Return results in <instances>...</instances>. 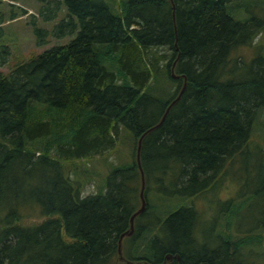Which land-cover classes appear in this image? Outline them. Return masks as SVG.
<instances>
[{
  "label": "trees",
  "instance_id": "obj_1",
  "mask_svg": "<svg viewBox=\"0 0 264 264\" xmlns=\"http://www.w3.org/2000/svg\"><path fill=\"white\" fill-rule=\"evenodd\" d=\"M38 1L43 21L58 20L49 30L33 16L39 44L75 37L0 70V264L122 262L118 240L140 206L138 139L159 122L184 77L181 99L143 140L148 207L124 247L128 240L148 251L160 242L159 258L144 251L138 259L152 264L169 253L166 264H264V211L242 229L241 207L230 200L212 220L221 227L215 240L205 242L193 203L262 134L264 56L238 69L229 60L264 31L253 2L243 3L248 16L236 19L228 10L234 0ZM255 8L264 12V0ZM176 59L179 78L171 71ZM122 128L131 135L119 141ZM113 153L124 160L107 173L91 166ZM90 184L96 191L83 195ZM154 190L185 202L141 223L158 208L148 199ZM34 215L42 221L22 224Z\"/></svg>",
  "mask_w": 264,
  "mask_h": 264
},
{
  "label": "rangeland",
  "instance_id": "obj_2",
  "mask_svg": "<svg viewBox=\"0 0 264 264\" xmlns=\"http://www.w3.org/2000/svg\"><path fill=\"white\" fill-rule=\"evenodd\" d=\"M253 2L254 14H263L261 10H257V4L259 0H234L228 4V10L231 15L236 19H242V16H248L246 11L242 8L243 3ZM26 10V13L23 11ZM40 10V3L38 0H0V70L8 72L15 64L27 61L29 58L42 53L46 49L51 48L54 45H61L68 43L70 39L75 36H70L62 39L55 37H48V42L45 44L38 43V36L35 33V24L33 22L34 17L37 18V26L41 28L53 29L54 22H45L38 12ZM12 12H16V18L11 19ZM34 16V17H33ZM2 17L4 20H2ZM61 16L58 18L60 19ZM5 47H8L10 54L5 63L1 64V58L6 55ZM156 54H164L166 51L164 48L153 49ZM264 56V31L255 38L252 45L241 46L238 49L232 51L230 54V66L233 69L238 67H246L250 61L258 56ZM242 57V59L238 58ZM237 65V66H235ZM259 128L262 134L258 137L257 135L252 137L254 146L249 153L238 154L233 159V163H230L229 170L224 172V175L220 177L215 188H210V191H206L198 195L194 199L195 207L202 214V225L200 228V238L203 241L210 240V242L218 234V230L221 228L220 225L215 226L213 223L218 212L229 204V201L233 199V202L237 207H241V217L239 220L240 227L242 229H249L252 224H255L254 217L259 218L260 214L264 211V192L259 191L261 187H264V153L258 152V146L260 140L264 141V122L260 123ZM121 138L119 141H124L128 134L131 133L122 128ZM129 142V140L127 141ZM128 147L126 143H122L120 148L125 150ZM128 153V151H125ZM123 158L117 153L104 154L98 156L96 160L91 162V166L101 173H107L111 168L112 164H120ZM124 160V159H123ZM215 186V185H214ZM96 191L95 185H87L83 191V195H88ZM149 201L152 204L158 206L152 214L146 218L140 220V222L151 223L154 221L157 215H167L172 211L177 210L181 205L184 204V200L178 195H171L169 198H165L161 193L156 190L152 191L148 195ZM231 202V201H230ZM29 211L27 210L26 213ZM4 212H0V219ZM163 215V216H164ZM36 215L26 217L22 220V224L28 225L42 221L43 218L35 217ZM163 243V241H162ZM170 244V242H167ZM212 246L213 243H210ZM133 245V244H132ZM160 242L157 249L143 250V249H132L131 242L126 241L124 247V255L129 260H138L144 256V251L149 254H153V257L159 258L161 251ZM164 245V243H163ZM151 257V258H153ZM153 260V259H152ZM116 264H127L118 263Z\"/></svg>",
  "mask_w": 264,
  "mask_h": 264
},
{
  "label": "water",
  "instance_id": "obj_3",
  "mask_svg": "<svg viewBox=\"0 0 264 264\" xmlns=\"http://www.w3.org/2000/svg\"><path fill=\"white\" fill-rule=\"evenodd\" d=\"M175 8V7H174ZM175 21V18H174ZM178 59V58H177ZM176 61H174L172 67H171V71H172V76L174 78H179L180 75L175 73V66H176ZM184 84L181 88V90L179 91V94L177 95V97L171 101V103L168 105V107L166 108L164 114L162 115L161 119L159 120V122H157L156 124H154L153 126H150L147 130H145V132L140 136V138L138 139V143H137V151H136V160H137V164L140 170V174H141V188H140V206L138 207V209L130 216V220H129V227L127 230H125L123 233H121L119 240H118V256L119 259L122 262H126L127 264H152L149 261L146 260H129L124 256V239L126 237H130L135 233L136 230V219L143 214L148 207V201H147V197H146V176H145V171L144 168L142 166V160H141V154H142V147H143V140L144 138L151 133L152 131L158 129L159 127H161L163 125V123L165 122L171 108L181 99L183 93L185 92V89L187 87V80L186 77H184ZM178 260L181 259V257L179 255L176 256ZM173 259V254L169 253L165 256L164 258V262H162L161 264H166L167 261H171ZM202 264H209L208 262H204Z\"/></svg>",
  "mask_w": 264,
  "mask_h": 264
},
{
  "label": "flooded vegetation",
  "instance_id": "obj_4",
  "mask_svg": "<svg viewBox=\"0 0 264 264\" xmlns=\"http://www.w3.org/2000/svg\"><path fill=\"white\" fill-rule=\"evenodd\" d=\"M202 263H204V262L202 261V262H200L199 264H202Z\"/></svg>",
  "mask_w": 264,
  "mask_h": 264
}]
</instances>
